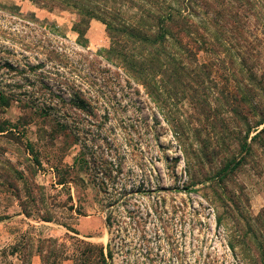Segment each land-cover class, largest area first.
Wrapping results in <instances>:
<instances>
[{
  "label": "rangeland",
  "instance_id": "374dc122",
  "mask_svg": "<svg viewBox=\"0 0 264 264\" xmlns=\"http://www.w3.org/2000/svg\"><path fill=\"white\" fill-rule=\"evenodd\" d=\"M126 1L109 3L121 17L174 5ZM179 1L196 35L182 80L157 78L158 104L103 58L99 21L82 46L71 11L0 0V264H27L49 237L59 264H81L90 244L107 264H262L264 134L251 138L264 126V0ZM23 210L52 217L53 236L22 230Z\"/></svg>",
  "mask_w": 264,
  "mask_h": 264
},
{
  "label": "trees",
  "instance_id": "16d2710c",
  "mask_svg": "<svg viewBox=\"0 0 264 264\" xmlns=\"http://www.w3.org/2000/svg\"><path fill=\"white\" fill-rule=\"evenodd\" d=\"M28 1L39 9H45L48 12L60 9L74 13L77 19L73 23L72 29L77 33V42L82 46H85L86 43L84 34L90 21L96 20L102 23L110 41L109 47L102 51L103 58L110 64L120 68L129 78L139 84L153 102L160 104L162 100L157 78L159 83L168 79H173L175 82L182 80L180 78L184 75V67L181 64L180 55L184 51L187 52L184 39L196 35L193 22L185 10L187 5L183 1L173 0L174 5L161 2L159 5H155V11L142 9L143 11L134 17H121V9L118 6L111 5L109 0ZM110 1L117 3V0ZM126 2L132 3L133 0H127ZM189 60L191 59L189 58ZM194 60H196L195 57ZM263 124L264 121L257 123L254 127L255 130L258 131V126ZM250 130V127H248L244 138L241 139L240 152L249 150L246 141L250 135ZM3 132L5 130L0 128V134ZM174 133L176 134V131ZM261 134H264V126L251 140H255ZM241 162L235 159L229 161L216 174V178H219L220 181L224 180L239 167ZM185 190L192 192L193 188L187 186ZM22 213L25 217L31 218L30 213L24 210ZM38 221L54 222V219L47 216L39 217ZM217 222H219V219ZM64 227L74 235H78L77 231L71 227ZM36 241L39 247L36 248L35 252L40 256L41 264H46V262L59 264L57 255L52 251V247H55L58 242L57 239L49 237L48 239H37ZM43 243H47L49 248L46 256L42 255L41 245ZM88 247L90 248L89 257H84L81 264H107V261L112 257L109 251L105 254L101 246L90 244ZM231 248L233 247L231 246ZM9 249L15 254L18 248L15 245ZM257 249L260 252V260L264 264V254H261L263 248ZM4 252H1V261L4 259ZM30 256L29 260L27 259V264H30ZM76 259V256L64 257L62 262L73 260L74 264Z\"/></svg>",
  "mask_w": 264,
  "mask_h": 264
},
{
  "label": "crops",
  "instance_id": "0c3cea01",
  "mask_svg": "<svg viewBox=\"0 0 264 264\" xmlns=\"http://www.w3.org/2000/svg\"><path fill=\"white\" fill-rule=\"evenodd\" d=\"M21 216L24 217V219L26 220V223H25V225H23L22 230H26V228H28V227L31 228V229H33V230H38L40 228V226L44 225V226H48V228L47 227L46 228L51 232V234L49 236H53L54 230L52 229L53 228L52 227L53 226L52 223H50V222H45V223L42 222V223H40V222H37L36 220H31L30 221V220H27V217L23 216V214H18L16 217L20 218ZM28 219H32V218H28ZM7 221L8 220H5V223ZM28 224H31L34 227H31V225H28ZM41 228H43V227H41ZM7 238H9V237H7ZM10 244H12V243H10ZM30 261H31L30 264H41V262H40V256L36 252L33 253V254H31Z\"/></svg>",
  "mask_w": 264,
  "mask_h": 264
}]
</instances>
